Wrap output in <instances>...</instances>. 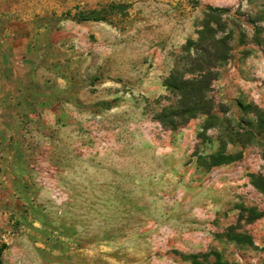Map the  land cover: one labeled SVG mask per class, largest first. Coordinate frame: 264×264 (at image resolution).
Instances as JSON below:
<instances>
[{
    "label": "rangeland",
    "instance_id": "374dc122",
    "mask_svg": "<svg viewBox=\"0 0 264 264\" xmlns=\"http://www.w3.org/2000/svg\"><path fill=\"white\" fill-rule=\"evenodd\" d=\"M204 25L213 107L171 128ZM0 264H264V0H0Z\"/></svg>",
    "mask_w": 264,
    "mask_h": 264
},
{
    "label": "trees",
    "instance_id": "16d2710c",
    "mask_svg": "<svg viewBox=\"0 0 264 264\" xmlns=\"http://www.w3.org/2000/svg\"><path fill=\"white\" fill-rule=\"evenodd\" d=\"M78 20L99 19L96 15H82ZM197 42H192V47H186L187 58L180 60L178 66L169 74L165 80V86L171 91L177 99L173 105L162 110L158 121L171 128L183 125L197 114L209 115L212 110V101L207 98L205 90L216 79L218 62L226 57L223 50L225 42L222 38H215L214 29L208 25L202 26L198 30ZM207 39L211 41L206 47L202 46ZM198 43L199 45H194ZM217 44L220 49L211 51V45ZM191 77H186L185 74ZM224 161H215L212 165L223 163Z\"/></svg>",
    "mask_w": 264,
    "mask_h": 264
}]
</instances>
